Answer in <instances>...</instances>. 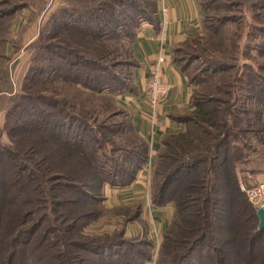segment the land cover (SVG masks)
I'll list each match as a JSON object with an SVG mask.
<instances>
[{"label": "trees", "instance_id": "1", "mask_svg": "<svg viewBox=\"0 0 264 264\" xmlns=\"http://www.w3.org/2000/svg\"><path fill=\"white\" fill-rule=\"evenodd\" d=\"M2 1L0 5L4 2L3 5L9 7H0V27L5 26L9 34L12 23L26 5ZM75 1L83 3L86 0ZM75 1L66 0L52 16L47 28L54 29L53 39L67 37L74 43L73 36L79 34L86 41L106 44L112 42L115 35L120 36L121 28L126 26L121 20L129 16L133 29L125 32L124 38L130 43L133 70L128 81L115 80L121 88L100 87L94 82L99 81L98 72L104 69L99 55L94 56V50L99 53L96 48L91 50L93 54L84 52L81 42L80 47H60L62 54L54 53L56 46L50 44L49 79L82 86L83 90L98 96H103L105 89L120 94L136 93L134 73L140 65L133 46L144 24L151 23L158 30L162 29L158 0H154L151 8L146 6L147 9L139 0H96V7L92 8L107 11L113 19L109 15L88 16L74 7ZM199 1L205 35L194 37L205 38L214 47V40L224 37L223 31L221 34L208 31L207 7L203 0ZM25 2L27 6L30 4ZM129 7L137 10V17L129 15ZM251 26L264 33V25ZM191 39L194 38L177 45L174 61L193 85V107L189 114L179 117L185 129L164 137L150 184L152 205L173 204L177 213L164 232L157 264H257L255 258L264 229H260L258 209L239 183L238 164L243 162V152L230 141L240 139L245 144L246 137H238L236 131L239 124H245L240 132L255 134L258 145L264 146V76L255 71L254 65L246 63L248 79L245 81L239 76L237 65L227 68L213 58L207 59L208 68L202 73L191 75L190 65H183L185 60L179 57L183 45ZM236 44L235 41L231 55L234 61L241 53ZM216 45L218 47L211 50L219 51L220 42ZM250 53L248 46L245 55L250 56ZM86 69L90 71L85 72ZM108 69L111 70L109 67L105 70ZM2 71L9 80L8 68ZM84 77L91 79V83L85 82ZM240 82L242 90L245 85L246 96L259 99L250 110L242 103V106L237 104L243 102L245 96L238 91ZM56 101L49 99L48 106L55 109L60 103V113L70 110L65 109L68 101ZM112 103L110 109L114 116L123 114L129 120L126 140L119 145H108L96 134L90 138L91 127L86 116L70 111L58 122L59 116L50 111L49 117L21 121L19 130H10L15 146L0 148V264H86L91 260L98 263L85 254L101 256V264H146L149 260L148 255L138 256L137 261L120 253L107 255L105 250L114 249V243L81 234L80 222L97 215L93 207L99 201L94 192L105 191L108 185L120 189L129 187L149 159V144L135 130L132 115L116 98ZM26 105L29 104L24 108L19 106L23 113L28 112ZM238 113H255V116L244 121ZM102 128L108 131L107 127ZM112 129L118 130L114 126ZM46 137L53 146L54 165L48 164L44 153ZM35 147L41 150L42 158L34 155ZM31 153L34 157H30ZM65 190L71 197H62ZM81 205L87 209L77 212ZM66 206H73V213H64Z\"/></svg>", "mask_w": 264, "mask_h": 264}, {"label": "rangeland", "instance_id": "2", "mask_svg": "<svg viewBox=\"0 0 264 264\" xmlns=\"http://www.w3.org/2000/svg\"><path fill=\"white\" fill-rule=\"evenodd\" d=\"M5 1H9L13 5L18 3L26 5V9L24 8L23 11L20 12V14L25 12L26 17L23 19L21 17L18 18L20 16L19 14L15 20L16 22L12 23L10 33H12L13 36H11L10 33L8 34L5 26L0 27V38L3 39H0V148L15 146V143H13L14 139L10 136L9 132L11 129L19 130L20 128L18 125L21 121L29 122L40 120L45 116L49 117L50 111L59 116L57 122L61 121V118L63 119L66 114H68L66 111H70V113L80 116L84 115L91 127V134L88 133L90 138L96 134L102 138V141H107L108 145H113L115 143L119 145L124 142L127 137L125 131L129 124L128 117L123 114L114 116L110 109L115 98L118 104L123 107L117 98L120 93L105 89L104 95L98 96L92 91L89 92L83 90L84 87L82 86L76 87L75 85H67V83L62 80L51 82V79H49V73L51 72L49 67L51 52L48 47L50 44L56 46L55 49H53V52L64 54L60 47L68 49H70V47H80L79 45L82 42L85 47L83 51L91 54L95 52L94 56L98 57L99 55V61L103 64L105 72L99 70V81L94 82V84L100 85V87H109L111 90L115 87L121 88V84L115 83V80L118 79L122 82L127 79L128 81L133 70L130 43L124 38V33H129L133 29L132 24L130 23L131 21L128 18L129 16H125L123 20H121V24H126L123 29L121 28L120 31L122 32L118 30L122 37L115 35V39L112 42L107 41L106 44L101 45L95 41H86L84 37L76 34L73 36L74 38L72 37L74 39L72 42L74 43H71L68 41L71 40V38L67 37L53 39L54 36L52 37L51 35H53L54 29L50 27L47 28L52 16L61 7L60 0ZM25 1H28L30 4L27 6ZM62 1H64L63 3L65 4L66 0ZM203 1L207 7L208 31L214 33L220 31V34L223 31L224 37H217V39L214 40V47L207 43L205 38L202 39L200 37H194V39L187 41L183 45V51L179 53V57L185 60L183 65H190L188 70L189 73L191 75L202 73L203 70L208 68L207 59L209 60L213 58L227 68L237 65L239 68V76L243 77V80L245 79V81L248 79L246 63L254 65V68L256 69L255 71L264 76V33L255 30L251 26V24H254V26L258 25V27L264 25V0ZM139 2H142L143 5H145L144 9H147L146 6L151 8L155 3L154 0H139ZM3 3L0 7H9L7 4L3 5ZM54 3H57L59 6L50 14L46 15L47 11L50 10L49 8H52L53 6H51V4ZM73 5L74 7H78L81 11H84L83 13L88 16H90V14L92 17H98L96 15L107 17L109 15L107 11L104 13L92 8L96 7V0H86L83 3L75 1ZM128 9L130 11L129 15L134 17L138 16V12H136L137 10L135 11V9L130 7ZM38 17H41L40 21L37 24H34L35 19H38ZM108 17L113 19L111 15ZM27 20H30L31 22L29 23ZM203 35H205V31L203 32ZM235 41L237 43L236 45L239 46L238 50L240 49L241 53L238 54L237 60L234 61L232 60L231 55L234 47L233 43L235 44ZM217 42H220V50H211V48L218 47V45H216ZM248 46L252 59L250 56L245 55ZM94 48H96L99 53H97ZM91 50H94V52ZM193 57L198 59L192 61L191 59ZM58 67L60 66L58 65ZM107 67L112 71H109V69L105 70ZM7 68L9 70V80H6V76L2 74V70ZM89 71V69H86L85 72ZM230 72L233 73L234 71L231 70ZM95 75L94 72V76ZM116 75L120 79L115 78L114 76ZM83 80L91 83V79L89 78L84 77ZM238 85L239 93H243L245 96L243 102L237 104L241 106L243 104V107L248 110L252 109L255 106V103H257L256 100L259 99L256 97L251 98L252 96H246L248 93L245 85H243V90L241 89V82ZM49 99H56L57 103L60 100L64 101V103L65 101H68L69 104L65 109L67 108L70 110H65V112H63L64 114L60 113V103H58L57 108H55L56 110L50 108L48 106ZM27 100L30 101L26 102ZM26 103L29 104L25 106L28 107V112L26 111L23 113L21 108H24ZM20 105L21 108L19 107ZM72 105L76 107H72ZM238 116L246 121L249 120V117H254L255 113H238ZM103 126L107 127L108 131L103 130ZM113 126L117 127L118 130H113ZM92 127L95 128L93 129ZM245 127V124H239L236 130L238 137H246V139H244L245 144L243 145L240 142V139L238 142L232 139L230 143L235 147H240L241 152H243V162L238 164L240 186L241 188L244 186L247 189H251L264 182V146L258 145L255 140V134H252L251 132H249V134H242L239 129H244ZM109 129H112L113 131L109 132ZM13 137H15V134ZM46 138V150L44 153L48 157V164L54 165V153L51 148L53 146H51L48 137ZM35 148L34 155L38 154V156L42 158L41 150L38 147ZM6 151L8 150L6 149ZM34 155L31 153L30 157H34ZM45 165H47V163ZM50 173L51 172H48L47 175H50ZM109 189H113V187L108 185L106 186L105 191L97 190L94 192L99 201L96 206L93 207V210L97 215H95L94 218H91V220L80 222V229H82L81 234H83V237H96L100 241L114 243L116 245L114 246V249L105 250L104 253H107V255L120 253L128 259L134 257L136 261L138 256L148 255L149 260L146 264H157L158 252L163 242L164 232L174 219L170 222L167 228L162 227L160 230L159 224L161 223L158 222L156 219L157 217L155 216L156 213L153 211V199H151V195L147 211H145V209L143 210L144 206L139 202L121 205L112 204L107 197ZM62 195V197L65 198L71 197L70 192L67 190L62 192ZM74 209L73 206H66L63 208V211L66 214H71ZM77 209V212H82L87 209V206L81 205ZM84 223L86 225H84ZM131 251L133 252L131 253ZM258 251L255 261L258 262L257 264H264V237L259 243ZM85 255L90 258L94 257L95 261L97 260L98 262L94 263L91 260L86 264H101L100 261L103 260L99 255Z\"/></svg>", "mask_w": 264, "mask_h": 264}, {"label": "crops", "instance_id": "3", "mask_svg": "<svg viewBox=\"0 0 264 264\" xmlns=\"http://www.w3.org/2000/svg\"><path fill=\"white\" fill-rule=\"evenodd\" d=\"M63 2L60 0V6H63ZM158 4L159 10L166 8L168 11V29L164 33L163 29L158 30L151 23L144 24L133 46L135 58L140 65L134 73L137 92H124L117 96L122 106L132 115L135 130L148 142L149 159L133 184L123 189H109L107 194L114 205L139 202L145 211L148 208L151 178L163 139L167 134H176L184 130L185 124L179 117L189 114L193 107V85L174 61L175 49L185 40L203 35L204 32L203 9L199 0H158ZM51 6L46 15L59 5L54 3ZM159 16L161 21L162 16L160 14ZM20 17L25 18L26 13L20 14L18 18ZM40 18H36L34 24H37ZM160 55L165 58L164 79L170 83L171 89L158 106L155 116H152L146 105V90L150 72ZM153 209L156 219L161 223L160 230L162 227L167 228L177 215L173 204L164 207L153 206Z\"/></svg>", "mask_w": 264, "mask_h": 264}, {"label": "built area", "instance_id": "4", "mask_svg": "<svg viewBox=\"0 0 264 264\" xmlns=\"http://www.w3.org/2000/svg\"><path fill=\"white\" fill-rule=\"evenodd\" d=\"M159 14L162 16L161 26L163 32L166 33L169 25L168 11L166 8H162ZM164 63L165 58L160 55L157 58L155 67L150 72L147 83L146 105L152 116H155L158 106L171 89L170 83H167L164 79ZM242 188L247 193L250 201L257 207L258 210L264 209V182L251 189H247L244 186H242Z\"/></svg>", "mask_w": 264, "mask_h": 264}, {"label": "water", "instance_id": "5", "mask_svg": "<svg viewBox=\"0 0 264 264\" xmlns=\"http://www.w3.org/2000/svg\"><path fill=\"white\" fill-rule=\"evenodd\" d=\"M258 216L260 218V229H264V209L258 210Z\"/></svg>", "mask_w": 264, "mask_h": 264}]
</instances>
